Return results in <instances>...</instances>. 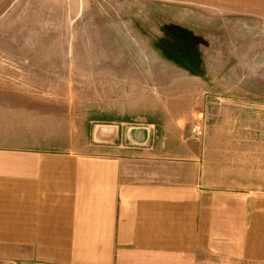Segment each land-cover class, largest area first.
<instances>
[{"label": "crops", "instance_id": "0c3cea01", "mask_svg": "<svg viewBox=\"0 0 264 264\" xmlns=\"http://www.w3.org/2000/svg\"><path fill=\"white\" fill-rule=\"evenodd\" d=\"M19 49L0 45L1 70L23 67ZM45 83L0 76V264H264L259 111L212 110L187 143L141 125L125 154H87L50 94L32 90Z\"/></svg>", "mask_w": 264, "mask_h": 264}, {"label": "rangeland", "instance_id": "374dc122", "mask_svg": "<svg viewBox=\"0 0 264 264\" xmlns=\"http://www.w3.org/2000/svg\"><path fill=\"white\" fill-rule=\"evenodd\" d=\"M1 9L0 45H19L23 67L0 76L50 77L32 90L61 107V132L84 153L125 154L127 132L148 124L159 141L199 140L192 126L218 108L254 109L264 123V100L238 98L264 94V0H0ZM243 54L257 66L239 64Z\"/></svg>", "mask_w": 264, "mask_h": 264}, {"label": "built area", "instance_id": "2783aa9c", "mask_svg": "<svg viewBox=\"0 0 264 264\" xmlns=\"http://www.w3.org/2000/svg\"><path fill=\"white\" fill-rule=\"evenodd\" d=\"M204 128V123L198 122L192 126V131L194 134H201Z\"/></svg>", "mask_w": 264, "mask_h": 264}]
</instances>
